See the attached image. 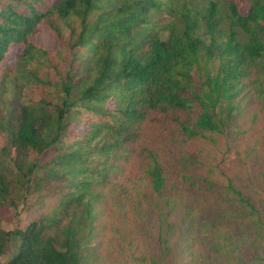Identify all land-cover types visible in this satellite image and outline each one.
Returning a JSON list of instances; mask_svg holds the SVG:
<instances>
[{"label": "trees", "instance_id": "1", "mask_svg": "<svg viewBox=\"0 0 264 264\" xmlns=\"http://www.w3.org/2000/svg\"><path fill=\"white\" fill-rule=\"evenodd\" d=\"M10 45L2 264H264V0H0Z\"/></svg>", "mask_w": 264, "mask_h": 264}, {"label": "rangeland", "instance_id": "2", "mask_svg": "<svg viewBox=\"0 0 264 264\" xmlns=\"http://www.w3.org/2000/svg\"><path fill=\"white\" fill-rule=\"evenodd\" d=\"M247 4L245 3L244 5L241 6L240 10L242 13L246 12L247 9ZM36 34L32 37V42L39 47L46 48L50 51L55 50L58 45L60 44L59 41L54 38L51 33L50 29L48 26L45 24L44 21L38 22L36 25ZM19 46H13L10 45L9 49L7 52H5L2 61L0 62V70L1 67L4 66L5 64L11 63L14 60L15 53L19 51ZM113 104L112 100H109L107 103V106L111 107ZM5 135L0 134V148L1 146L4 145L5 143ZM50 159L49 153L45 152L42 155H40V161L45 162ZM234 160V161H233ZM233 161V163H231ZM237 162H235V157L232 154H229L228 161H227V166H230L231 168L237 167L239 168L238 165H236ZM259 164H254V163H248L247 167L249 168V173L252 174L253 179L252 180V185L254 189L260 192L259 197L262 199L261 200V205L262 208L264 209V181H259L258 175H259ZM41 192L40 190L37 192H33L27 200V204L24 206L20 205L19 206V212L18 214L15 213L14 210L12 209H6L2 215H1V221H0V227L3 230H10L15 227H24L31 219L35 218V214H38V211L41 210L39 207V202H38V196L37 194ZM10 250H12V243H10L6 249L5 252L2 256H0V264H2L7 256L9 255ZM247 252V251H246Z\"/></svg>", "mask_w": 264, "mask_h": 264}]
</instances>
